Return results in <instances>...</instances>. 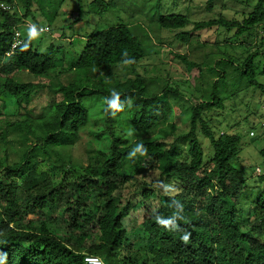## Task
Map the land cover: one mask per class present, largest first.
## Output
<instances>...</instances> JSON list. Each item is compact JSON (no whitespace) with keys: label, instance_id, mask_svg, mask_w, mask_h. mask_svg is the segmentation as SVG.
Masks as SVG:
<instances>
[{"label":"trees","instance_id":"trees-1","mask_svg":"<svg viewBox=\"0 0 264 264\" xmlns=\"http://www.w3.org/2000/svg\"><path fill=\"white\" fill-rule=\"evenodd\" d=\"M18 1L24 3L22 13ZM35 1L15 0L11 10L0 9V94L12 99L24 112L20 118L12 120L0 109V147L10 145L20 150L18 162L9 164L8 150L4 151L6 160L0 161V261L3 264H85V256H96L104 264H264V190L249 201L251 211L246 214L241 202L249 188L241 171L234 166L240 153L239 137L219 133V126L214 127L204 114L218 109L222 101L202 96L195 105L183 107L181 119L189 123V131L178 135L174 113L168 111L167 103L161 97L183 99L177 89L169 86L159 95H148V84L136 73L145 51L133 26H110L96 31L88 37L73 66L47 76L58 66L53 47L47 53H39L34 49L32 39L24 38L21 45L11 51L12 30L32 15ZM9 2L12 4L11 0ZM156 22L164 30H183L189 23L185 16L161 13ZM263 24L264 0H257L252 12L240 23L224 18L196 22L192 30L179 32L177 36L188 43L195 33L219 27L235 30V37H244ZM259 56L264 60V37L256 51L249 54L236 71L249 88L257 89L264 97V85L257 82L254 66ZM175 58L186 67L200 69L196 64L188 63L185 56L178 54ZM121 64L129 66L135 78L124 82L114 79L89 82L91 71L115 69ZM71 71L76 72L75 78ZM64 72L65 75L69 73V79L61 80L57 85L56 79ZM260 73L264 76V68ZM18 74L39 80L47 76L43 80L47 82L35 84L19 79V83L15 80ZM216 74V82L221 76L226 77L225 73ZM44 89L53 97L59 96V102L52 103L55 105L51 106V113L32 116L27 108L35 93ZM87 90L89 93L85 94ZM113 90L119 94L120 104L115 115H112L115 109L109 107ZM96 95H101L99 98L102 99L96 100L103 105L94 112L88 109L85 99ZM92 113L95 121L90 120ZM96 116L106 117L110 124L127 116L135 140L128 144L125 139H116L112 134L108 153L93 149V142L103 136L94 130L98 124ZM197 133H201L212 148L208 160ZM82 136L87 137L86 166L68 163L70 171L77 166L80 168V182L56 190L49 180L39 182L33 177L19 195L17 180L39 163L38 155L48 159L55 156L57 164H64L57 147L74 146ZM181 141L188 142L184 160L176 152ZM131 153L142 162L136 166L133 175L123 166ZM260 154L264 157V150ZM96 157L99 160L92 163ZM148 160L150 163L146 164ZM156 170L158 178L150 179V172ZM133 180V191L127 192L129 196H123L122 190L125 191ZM259 180L264 181V176H259ZM171 187L176 189L175 194L164 192ZM90 191L96 192L103 204L81 216L78 209L83 205L82 197L91 200ZM55 200L63 205L72 230L96 229V244H84L89 238L87 232L81 233L73 243L70 236L62 242L49 233L45 224L38 227H33L30 221L21 224L25 215L34 214L35 209H45L47 202ZM136 209L143 211L141 224L146 232L137 250L124 229L126 219ZM157 216L174 217L178 229H165L157 223ZM80 221L81 226H78ZM185 233L190 234L187 242L181 239ZM144 244L149 248L142 251Z\"/></svg>","mask_w":264,"mask_h":264},{"label":"rangeland","instance_id":"rangeland-1","mask_svg":"<svg viewBox=\"0 0 264 264\" xmlns=\"http://www.w3.org/2000/svg\"><path fill=\"white\" fill-rule=\"evenodd\" d=\"M256 2L257 0H36L31 8L32 15L27 17L24 23L35 24L38 28L47 29V31H42L40 36L32 39L34 49L44 54L53 47L56 51V65L60 66L63 63L62 67L57 66L55 71H50L47 76L57 74L61 72V69L66 71L73 66L88 37L94 35L96 31L110 26H133L145 51V57L136 68V73L148 84V95H159L169 86L177 89L176 91L183 99L161 97L167 103L168 111L174 113L173 120L179 126L178 135L182 136L189 131V123L181 119L183 107L187 109L195 105L202 96L220 99L222 103L218 109L207 111L204 114L211 120L214 127L219 126V133H232L239 137L240 153L234 166L241 171L246 179V187L249 188V192L241 202L242 209L247 214L251 211L249 201L255 199L259 191L264 190V181L259 180V176H264V157L260 154V151L264 150V97L257 89L249 88L244 79L239 78L236 68L242 65L249 54L256 51L260 39L264 37V24L249 31L244 37H235V30L228 31L219 27L195 33L188 43L182 42L177 34L192 30L196 22L224 18L240 23L252 12ZM18 4V9L22 13L24 3L18 1ZM160 13L165 16H185L189 23L183 30L160 29L156 22ZM24 23L19 26L18 30L23 38H28V28ZM178 54L185 56L188 63L196 64L201 70L197 67L184 66L180 60L175 58ZM254 66L257 82L264 85V76L260 73L264 68L262 56L255 59ZM126 67L127 65L121 64L115 69L93 70L88 74L91 77L89 82L100 79L124 82L126 79L135 78L132 69L129 66ZM70 73L75 78L76 72L71 71ZM216 73H225L226 77L221 76L216 82L218 80ZM68 74L65 75L64 72L63 76L58 77L57 85L59 81L69 79ZM19 76V74L15 75L16 82L20 79L35 84L47 77L39 80L26 74L21 75L20 78ZM46 82L43 81V83ZM88 93L89 90L85 92V94ZM99 96L101 97V95H96L85 99L89 110L95 112L101 109L103 104ZM54 101L58 103L59 96L53 97L47 89L37 91L27 110L35 117L40 116L41 113L49 114L51 106L55 105H52ZM0 109L12 120L20 118L24 113L12 99L4 94H0ZM186 115L188 117L187 113ZM93 116L92 113L91 121L96 120ZM97 118L98 124L94 130H98L103 136L93 142V149L108 153L112 134L116 139L119 137L125 139L128 144L135 140L131 120L127 116L117 118L113 124H110L106 117L98 116ZM197 137L205 159L208 160L212 156V148L201 133H197ZM86 140L87 137L82 136L74 146L63 149L57 147L56 150L66 162L64 164H57L55 156L53 159H48L46 156L43 158L38 155L39 163L31 170L25 171L26 175L17 180L20 188L19 195L25 191L23 188L25 183L28 184L33 177L39 182L49 180L56 190L63 189L70 183L80 182L82 172L78 166L87 164ZM6 150L9 153V164L19 161L20 150L8 145L6 148L0 147L1 162L7 158L4 154ZM187 150V141H181L177 145L176 152L183 160L187 158ZM91 155L94 156V154ZM97 160H99L98 157L92 163H96ZM70 162L78 165L71 171L68 170ZM145 163L149 164L150 161H145ZM141 164L142 162L136 160L134 154L131 153L123 166L128 174L133 175L136 166ZM257 168L260 169V174L256 172ZM158 175L157 170L150 172V179L158 178ZM134 184L133 180L125 187V191L122 190V195L127 197V192L133 191ZM164 192L175 194L176 189L171 187L165 189ZM90 196L91 200L82 197L83 205L78 209L81 216L93 207H101L103 204L96 192L90 191ZM93 213L96 214V211ZM255 214L257 215L258 212L256 211ZM142 219V209H136L124 224L126 237L133 242L135 250L140 248L141 240L146 237L141 224ZM29 221L32 222L33 227L45 224L49 233L62 242L70 236L73 243L83 232L89 234V238L84 243L86 246L96 244L98 241L94 227L83 229L81 232L79 229L72 230L64 207L57 200L47 202L45 209H35L34 214L25 215L21 224L24 225ZM81 223L82 221L78 226H81ZM32 247L36 248V246ZM148 248V244H144L141 250L145 251Z\"/></svg>","mask_w":264,"mask_h":264},{"label":"clouds","instance_id":"clouds-1","mask_svg":"<svg viewBox=\"0 0 264 264\" xmlns=\"http://www.w3.org/2000/svg\"><path fill=\"white\" fill-rule=\"evenodd\" d=\"M41 32H42V29H38V27L35 24L30 25L27 31L29 40L37 38L38 36H40ZM24 47L26 48L27 44H25ZM128 62L130 63L131 61H128ZM112 97L113 98L111 99V101H109V107L111 109H115V111L112 112V115H115V113L120 110V104L118 102L119 94L115 92V90H113ZM138 150H139V147H138ZM181 207L183 208L182 204H181ZM156 221L158 224L162 225L165 229H168V230H176L179 227V225L177 224V220L174 217L163 218V217L157 216ZM189 235H190L189 233H185L181 237V239L184 242H187L189 239ZM0 264H3V262L0 261Z\"/></svg>","mask_w":264,"mask_h":264},{"label":"built area","instance_id":"built-area-1","mask_svg":"<svg viewBox=\"0 0 264 264\" xmlns=\"http://www.w3.org/2000/svg\"><path fill=\"white\" fill-rule=\"evenodd\" d=\"M11 1H12V4L9 2V0H0V9L2 11L11 10L14 6L15 0H11ZM24 24L27 28L30 26V24H28V23H24ZM18 28H19V26L13 28V30H12L13 34H12L11 51L15 50L18 46H20L23 39H24L22 37V34L20 33V31L18 30ZM38 29H42V28H38ZM42 31H47V29H42ZM250 135H253V134H250ZM256 172L258 174H260V169L257 168ZM84 262H85V264H104L103 260L99 257H96V256H85Z\"/></svg>","mask_w":264,"mask_h":264}]
</instances>
